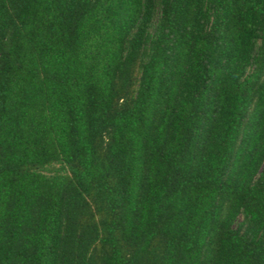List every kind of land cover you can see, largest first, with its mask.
<instances>
[{
	"label": "trees",
	"instance_id": "obj_1",
	"mask_svg": "<svg viewBox=\"0 0 264 264\" xmlns=\"http://www.w3.org/2000/svg\"><path fill=\"white\" fill-rule=\"evenodd\" d=\"M0 264H264V0H0Z\"/></svg>",
	"mask_w": 264,
	"mask_h": 264
}]
</instances>
